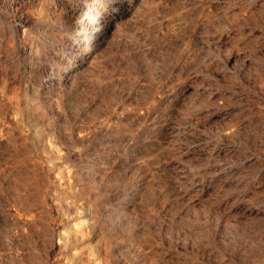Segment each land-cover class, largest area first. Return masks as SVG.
<instances>
[{
    "label": "rangeland",
    "instance_id": "rangeland-1",
    "mask_svg": "<svg viewBox=\"0 0 264 264\" xmlns=\"http://www.w3.org/2000/svg\"><path fill=\"white\" fill-rule=\"evenodd\" d=\"M0 94V264H264V0H0Z\"/></svg>",
    "mask_w": 264,
    "mask_h": 264
},
{
    "label": "bare ground",
    "instance_id": "bare-ground-1",
    "mask_svg": "<svg viewBox=\"0 0 264 264\" xmlns=\"http://www.w3.org/2000/svg\"><path fill=\"white\" fill-rule=\"evenodd\" d=\"M110 1H113V2H116V4H118L119 5V7L120 8H123V5H124V3L125 2H127V1H129L130 3H138V2H140V1H142V0H110ZM115 4V3H114ZM85 5V4H84ZM126 9V8H125ZM52 11V10H51ZM128 12L127 11H124V12H122L121 14H127ZM117 16V15H116ZM72 19H74V18H72ZM76 19V18H75ZM79 19V18H78ZM124 19V18H123ZM26 22V21H25ZM80 22V21H79ZM92 22V21H91ZM78 23V22H77ZM103 23V22H102ZM117 23V22H116ZM116 23H112V25L109 27V25H106V27L103 29V31H101V32H99V33H97V34H90L89 36H88V38L86 39V42L88 43V45L87 46H90L91 44H93V43H95V42H102L103 43V41H104V39H105V37H106V35L114 28H116ZM83 24V23H82ZM81 24V25H82ZM83 25H85V24H83ZM90 25V24H89ZM88 25V26H89ZM103 25H104V23H103ZM79 26V25H78ZM85 27V26H84ZM92 28V27H91ZM95 28V27H94ZM86 29V28H85ZM99 29V28H98ZM83 31V30H82ZM81 31V32H82ZM89 31V30H88ZM94 31V30H93ZM80 34V33H79ZM78 34V35H79ZM83 38V37H82ZM107 39V38H106ZM76 44V43H75ZM97 44V43H96ZM100 45V44H99ZM80 46V45H79ZM72 47V46H71ZM70 47V48H71ZM80 48V47H79ZM82 48V47H81ZM74 50V49H73ZM80 50V49H79ZM70 51V50H69ZM78 51V50H77ZM88 53V52H87ZM78 54V53H77ZM80 58V57H79ZM86 58H88V57H86ZM88 63V62H87ZM62 68V67H61ZM70 69V67H68L66 70L68 71ZM84 69V68H83ZM87 69V68H86ZM33 71V70H32ZM64 72V71H63ZM67 73V72H66ZM70 73V72H69ZM75 73V72H74ZM39 76H40V74H39ZM67 78L70 76V74L67 76V75H65ZM64 76V77H65ZM66 78V79H67ZM64 79V78H63ZM75 80V79H74ZM44 81H45V79H44ZM41 82V81H40ZM68 81H66V83H67ZM46 83V82H45ZM70 83V82H69ZM35 84V83H34ZM74 85V84H73ZM35 86V85H34ZM54 86V85H53ZM65 86V85H64ZM43 87V86H42ZM65 88V87H64ZM66 89V88H65ZM67 89H68V87H67ZM40 90V89H39ZM46 90V89H45ZM69 91H70V89H68ZM1 95V94H0ZM3 99L4 98H2V96H0V109L2 110L3 109ZM9 104V103H8ZM6 105V104H5ZM15 105V104H14ZM7 108H8V106H6ZM12 108V107H11ZM16 109H18V106L17 105H15V110ZM12 110V109H11ZM14 110V109H13ZM6 111V110H5ZM14 113V112H13ZM17 113V112H16ZM1 115H3V114H0V116ZM2 117V116H1ZM83 137H84V135H82ZM81 137V136H80ZM82 137V138H83ZM50 138V137H49ZM69 138V137H68ZM68 138H66L67 140H68ZM79 140V139H78ZM83 140V139H82ZM81 140V141H82ZM70 141V140H69ZM13 143V142H12ZM50 143V142H49ZM58 143V142H57ZM51 144V143H50ZM55 145V144H54ZM53 145V146H54ZM63 145V144H62ZM64 146V145H63ZM46 147V146H45ZM44 147V148H45ZM52 148V147H51ZM52 150V149H51ZM50 150V151H51ZM59 150V149H58ZM61 150V149H60ZM53 151V150H52ZM57 151V150H56ZM55 152V151H54ZM59 152V151H58ZM49 153V152H48ZM51 154V153H50ZM56 154V153H55ZM45 157V156H44ZM51 158V157H50ZM63 158V157H62ZM61 158V159H62ZM47 159H49V158H47ZM58 159V158H57ZM59 159H60V157H59ZM64 159V158H63ZM50 160V159H49ZM47 162V161H46ZM100 162V161H99ZM93 163H95V162H93ZM63 165V164H62ZM90 165V164H89ZM97 166V165H96ZM84 167V166H83ZM88 167V166H87ZM40 168V167H39ZM61 168H63V167H61ZM67 168V167H66ZM94 168V167H93ZM42 169V168H41ZM97 170V169H96ZM59 171H61V170H59ZM98 171V170H97ZM66 172V171H65ZM80 172V171H79ZM88 172V171H87ZM99 172V171H98ZM43 173H44V171H43ZM67 173V172H66ZM75 173V172H74ZM80 174H82L81 172H80ZM92 174V173H91ZM60 175V174H59ZM74 175V174H73ZM86 175V174H85ZM84 175V176H85ZM88 175H90V174H88ZM71 176L72 175H68V177H70V179H71ZM79 176H81V175H79ZM94 176H95V174H94ZM93 176V177H94ZM98 176V175H97ZM61 177L64 179V178H67V177H65L64 175H61ZM99 177V176H98ZM105 177V176H104ZM60 178V177H59ZM83 178V177H82ZM86 178H88V177H86ZM91 179V178H90ZM65 180V179H64ZM67 180V179H66ZM80 180V179H79ZM87 180V179H86ZM90 181V180H89ZM99 181V180H98ZM77 182V181H76ZM87 183H88V181H86ZM97 182V181H96ZM95 181H94V183H96ZM84 183V182H83ZM82 183V184H83ZM94 183H93V185H94ZM74 184V183H73ZM78 184H80V183H78ZM67 185H68V183H67ZM76 185V184H75ZM88 185V184H87ZM90 185V184H89ZM92 185V186H93ZM83 186V185H82ZM77 187V186H76ZM85 187H87V186H84V188ZM94 187H95V185H94ZM87 189H89V188H87ZM91 189V188H90ZM69 190V189H68ZM76 190V189H75ZM92 190V189H91ZM67 191V190H66ZM70 191V190H69ZM88 192V191H87ZM70 193V192H69ZM75 193V192H74ZM91 193V192H90ZM60 195V194H59ZM78 195V194H77ZM127 195H131V194H127ZM68 196V195H67ZM73 196V195H72ZM79 196H81V194L79 193ZM99 196V195H98ZM97 196V197H98ZM64 197V196H63ZM74 197H76V196H74ZM92 197V196H91ZM108 197V196H107ZM65 198V197H64ZM71 198V197H70ZM93 198V197H92ZM103 198V197H102ZM87 199V198H86ZM91 199V198H90ZM96 199V198H95ZM100 199H101V197H100ZM104 199H105V197H104ZM109 199V198H108ZM123 199V198H122ZM62 200V199H61ZM75 200V199H74ZM80 200V199H79ZM128 199L127 198H125L124 197V199L122 200V202H121V207H123L124 206V204L126 203V201H127ZM87 201V200H86ZM100 201V200H99ZM90 202V201H89ZM116 202V201H115ZM62 203V202H61ZM74 204H73V206H75V209H76V211H77V213L78 214H82L83 213V211H84V207L83 206H81V205H78L77 203H76V201H74L73 202ZM65 204V203H64ZM113 204V202H111L110 203V205H112ZM117 205V204H116ZM107 207V206H106ZM105 207V208H106ZM85 208H86V206H85ZM89 208V207H88ZM130 208V207H129ZM75 209H74V211H75ZM126 210H128V209H122V211L121 212H119V211H116V212H114L112 215H111V209L110 208H108L107 210H106V212H107V214L110 216V218H112V220H114V221H118L120 218H123L124 216H125V214H126ZM68 211V210H67ZM73 211V212H74ZM102 211V210H101ZM89 212V211H88ZM132 212V210L129 212V213H131ZM60 213H61V211H60ZM74 213H76V212H74ZM76 213V214H77ZM85 213H87V212H85ZM105 213V212H104ZM67 214V213H66ZM77 214V215H78ZM100 214V213H99ZM61 216L63 215L62 213L60 214ZM69 215V214H68ZM103 215V214H102ZM107 215V216H108ZM105 216V215H104ZM129 216V215H128ZM71 217V216H70ZM76 218V217H75ZM74 218V219H75ZM108 218V217H107ZM125 218H127V217H125ZM62 219V218H61ZM63 220V219H62ZM77 220H79V219H77ZM99 220V219H98ZM104 220V219H103ZM101 221H102V219H101ZM120 221V220H119ZM118 221V222H119ZM105 222V221H104ZM113 222V221H112ZM102 223V222H101ZM109 223V222H108ZM124 223V222H123ZM83 224V223H82ZM109 225V224H108ZM112 225V224H111ZM79 226V225H78ZM89 226V225H88ZM113 226V225H112ZM90 227V226H89ZM116 227V226H115ZM73 228V227H72ZM87 228V227H86ZM91 228H92V226H91ZM74 229V228H73ZM82 230H83V228H82ZM90 230V229H89ZM71 231V233H72V231L73 230H70ZM77 231V230H76ZM87 231V230H86ZM85 231V232H86ZM68 233H69V231H68ZM74 233V232H73ZM90 233V232H89ZM83 234V233H82ZM88 234V233H87ZM69 235H72V234H69ZM75 235V234H74ZM91 235V234H90ZM90 235H88V236H90ZM68 236V235H67ZM71 237V236H70ZM85 237V236H84ZM61 238V237H60ZM62 238H63V236H62ZM67 238V237H66ZM79 239H81L80 237H79ZM94 239V238H93ZM63 240V239H62ZM75 241H76V239H74ZM82 240H83V238H82ZM65 241V240H64ZM72 241V240H71ZM80 241V240H79ZM89 241H91V240H89ZM73 243H75V242H73ZM71 245V244H70ZM73 245V244H72ZM79 246V245H78ZM86 246V245H85ZM97 246V245H96ZM70 247V246H69ZM74 249V248H73ZM98 249V248H97ZM69 250H70V248H69ZM72 250V249H71ZM80 250V249H79ZM79 253V252H78ZM75 258V257H74Z\"/></svg>",
    "mask_w": 264,
    "mask_h": 264
}]
</instances>
